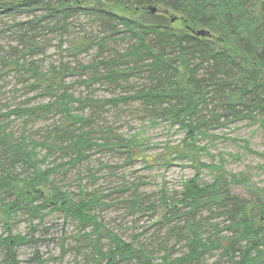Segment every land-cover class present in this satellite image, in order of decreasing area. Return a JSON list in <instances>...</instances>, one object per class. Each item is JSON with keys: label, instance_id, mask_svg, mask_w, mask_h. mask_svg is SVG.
<instances>
[{"label": "trees", "instance_id": "1", "mask_svg": "<svg viewBox=\"0 0 264 264\" xmlns=\"http://www.w3.org/2000/svg\"><path fill=\"white\" fill-rule=\"evenodd\" d=\"M153 7L156 14L150 11ZM1 17L12 20L10 29L18 42L8 56L0 55L3 71L20 73L27 82L35 80L43 96L56 98L12 114L29 122L52 113L60 117L43 143L28 140L25 134L16 140L7 130L9 115L0 110V208L7 234L0 238V249L11 264H18V246L38 242L13 234V216L27 215L35 235L43 212L62 214L77 225L76 235L68 239L85 264H210L216 254V264H264V195H234V179L221 176L206 185L193 179L183 185L180 199L167 206L161 226L171 228L170 234L183 242L184 253L157 259L154 251L122 241L99 221L98 194L81 188L75 196L53 182L66 165L46 166L57 153L70 156L71 167L85 160L93 147L90 128L96 125L95 111L130 102L141 104L152 122L168 120L189 134L192 129L204 134L202 111H208L211 100L218 102L219 109L209 111L216 120L246 119L264 129V0H0ZM80 19L98 32L75 37L69 47L74 56L96 50L99 57L109 51L110 42H132L123 53L112 51L116 58L110 62L84 69L92 71L90 81L121 88V83L142 78L141 89L109 100L76 99L64 83L68 68L43 74L34 62L25 61L45 52L48 33L63 39ZM199 31L209 32L210 37L196 36ZM100 67H105L102 75ZM90 109L94 114L87 115ZM102 139L103 147L126 149L135 157L134 139ZM183 152L175 149L176 154ZM130 203L132 210L146 205L138 199ZM210 220L220 221L211 224Z\"/></svg>", "mask_w": 264, "mask_h": 264}, {"label": "rangeland", "instance_id": "2", "mask_svg": "<svg viewBox=\"0 0 264 264\" xmlns=\"http://www.w3.org/2000/svg\"><path fill=\"white\" fill-rule=\"evenodd\" d=\"M11 25L12 20L0 18V55L8 56L18 47ZM96 32L87 20L80 19L71 27L69 36L63 39L59 34L48 33L46 38L50 43L45 52L27 57L25 61L34 62L43 74L50 73L53 68H68L64 83L68 93L76 99L101 101L133 95L145 85L144 79L133 78L117 88L100 81L93 83L90 81L92 71H83L96 62H110L116 58L112 51L123 53L132 42H110L109 51L99 57L96 50L77 56L69 51L75 37L91 33L97 35ZM104 68L98 69L99 75L103 74ZM42 93L41 88L35 87V80L27 82L20 73H5L0 65V110L9 115L5 119L7 130L13 133L16 140L25 134L28 140L43 143L51 136L53 125L60 121L56 113L30 122L12 114L19 109L55 101L56 98L43 96ZM217 103L211 100L208 111H202L205 121L204 126H200L204 132L202 135L201 132L196 134L193 129L189 134L185 127L168 120L152 122L138 102L97 109L96 125L90 128L94 137L93 147L87 152L85 160L71 167L67 165L71 157L57 153L47 161L46 166L66 165L52 180L71 194L77 196L81 188L98 194L101 198V207L96 211L99 221L122 241L154 251L157 259L169 253L172 257H179L184 253L183 242L170 234L171 228L161 225L167 206L180 199L185 183L195 179L197 183L206 185L213 183L215 178L225 176L237 183L231 186L234 195L243 198L249 197L250 192L264 195L263 127L260 123L229 116L216 120L209 111L215 107L219 109ZM77 106L74 104V107ZM221 113L224 114L216 110V114ZM86 114L92 115L94 111L87 110ZM114 136L134 139L137 144L133 153L135 157H131L126 149L103 147L105 140L102 138ZM175 149L184 152L176 154ZM38 152L41 156L46 153L41 148ZM132 199L144 200L146 209L132 210ZM201 215L207 217L206 213ZM42 216L35 235L31 232L27 215L19 213L13 216L11 229L14 235L38 240L37 243L17 247L18 264H85L83 257L71 250L73 241L68 239L76 235L77 225L59 213L43 212ZM219 221L210 220L209 223ZM6 236L0 208V238ZM218 259L219 254H216L209 263L216 264ZM0 264H11L10 258L1 249ZM222 264L228 263L223 261Z\"/></svg>", "mask_w": 264, "mask_h": 264}, {"label": "water", "instance_id": "3", "mask_svg": "<svg viewBox=\"0 0 264 264\" xmlns=\"http://www.w3.org/2000/svg\"><path fill=\"white\" fill-rule=\"evenodd\" d=\"M150 11L153 13V14H156L157 13V8H155V7H153V8H150ZM176 21V19H172V22H175ZM196 36H198V37H203V38H205V37H210V33L209 32H207V31H199V32H196Z\"/></svg>", "mask_w": 264, "mask_h": 264}, {"label": "bare ground", "instance_id": "4", "mask_svg": "<svg viewBox=\"0 0 264 264\" xmlns=\"http://www.w3.org/2000/svg\"><path fill=\"white\" fill-rule=\"evenodd\" d=\"M20 246H22V245H20ZM24 246V245H23ZM19 247V246H18Z\"/></svg>", "mask_w": 264, "mask_h": 264}]
</instances>
